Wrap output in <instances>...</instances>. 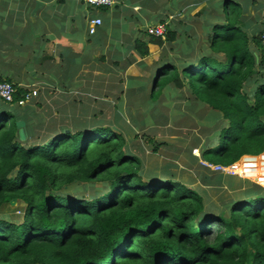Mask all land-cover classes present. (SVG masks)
I'll use <instances>...</instances> for the list:
<instances>
[{
  "label": "trees",
  "instance_id": "16d2710c",
  "mask_svg": "<svg viewBox=\"0 0 264 264\" xmlns=\"http://www.w3.org/2000/svg\"><path fill=\"white\" fill-rule=\"evenodd\" d=\"M197 14L184 22L183 37L168 27L164 40L149 37L170 50L180 44L177 61L162 60L147 80H130L128 107L116 111L130 128L160 123L157 115L170 131L163 125L171 112L156 106L184 98L186 118L211 123L197 147L201 160L227 166L264 152V8L257 0H220ZM139 43L137 53L147 55ZM51 56L39 62L47 72ZM9 68L0 81L13 85L17 101L27 88L17 79L21 69ZM7 70L14 77H5ZM199 105L210 111L207 118L197 115ZM141 106L147 108L139 120ZM95 113L70 132L31 142L20 140L19 115L0 101V208L13 200L23 205L15 220L0 216V264H264L261 187L251 184L242 201L226 200L227 219L210 216L200 194L181 182L143 180L140 158L126 155L125 136ZM150 138L152 153L168 146Z\"/></svg>",
  "mask_w": 264,
  "mask_h": 264
},
{
  "label": "crops",
  "instance_id": "0c3cea01",
  "mask_svg": "<svg viewBox=\"0 0 264 264\" xmlns=\"http://www.w3.org/2000/svg\"><path fill=\"white\" fill-rule=\"evenodd\" d=\"M219 1L113 0L112 6L101 11L88 7L82 0H0V74L3 69H10L9 67L20 68L17 79L27 89L38 88L35 99L53 100L57 96L55 92L66 90L74 91L75 102H95L98 94H101L99 97L107 94L104 101L110 100L114 109H125L128 107L126 89L130 80H147L155 70V63L165 59L177 61L180 54L178 43L173 42V50H170L169 47H161L148 41L149 36L145 32L147 26L165 22L179 38L186 32L183 30L185 23L197 21V12L205 4L207 9ZM258 1L264 8V0ZM250 11L252 14L255 12L252 7ZM260 14L262 15V10ZM94 19L101 20V24L90 34L89 30L93 27L91 20ZM15 27L16 38L11 34ZM123 31L128 34L124 35ZM21 36L28 37L23 40L25 54L22 60L15 62L11 53L16 51L15 47H21ZM137 40H140L139 44L146 45L147 55L140 56L137 53ZM102 55L114 63L112 67L101 68L102 62L98 61V57ZM47 56L52 57L50 65L45 66L50 68L48 72L40 61ZM5 57L7 63L3 66ZM36 59L39 60L37 64ZM25 68L43 69L44 77H33L36 71L29 73ZM109 69L111 73L108 75L98 74ZM11 70H7L4 76L14 77ZM119 80L122 82L119 83ZM104 85L107 93L100 89ZM52 95L54 96L51 97ZM119 101L123 102L117 106ZM92 102L89 107L95 108ZM10 106L15 115H19L20 111L13 105ZM79 113L83 112L80 110ZM208 174L212 180L217 176L215 183H219V190L224 192L237 188L234 186L235 182L246 186V182L239 177L232 178L209 170L204 171L203 180L207 179Z\"/></svg>",
  "mask_w": 264,
  "mask_h": 264
},
{
  "label": "rangeland",
  "instance_id": "374dc122",
  "mask_svg": "<svg viewBox=\"0 0 264 264\" xmlns=\"http://www.w3.org/2000/svg\"><path fill=\"white\" fill-rule=\"evenodd\" d=\"M90 8L100 9L96 7ZM206 20L211 21L212 18L206 17ZM11 34H13V36L16 38V27L11 30ZM123 34L125 35L128 33L123 31ZM27 39V36H21L19 38L21 47H15L16 51L11 53L15 62L17 60H22L24 57L26 48L22 46L23 40ZM104 57L105 55L98 57V61L102 62L101 68L107 69L112 67L114 63ZM157 63H155L156 68H158L162 62L158 61ZM31 71H36L33 77L37 76L39 79L44 77L42 75V71L40 70L32 68ZM109 73H111L110 69L98 74L108 75ZM148 86V88H150V83ZM37 89V87L32 89L30 88V94L32 96L31 98L35 99L38 96ZM100 89H102L103 93L108 92L105 85ZM55 93H57V96L53 100H45L43 98L35 100L29 99V101L25 102L22 106H17L16 104L13 105V107L20 111L19 119L17 121H23V124L18 127L16 131V134L20 137V140L25 139L34 142L33 140L37 139L45 140L46 138L52 136L51 134L60 133L61 131L70 132L74 126L88 121L91 113L95 110V118L99 119L103 124H108L103 126H110L113 129L115 128L125 136L126 151L128 152L126 155L140 158L142 162L140 174L143 180L145 179L149 182H155L158 180L166 181L171 179L182 182L185 187L200 194L204 200L205 206L209 209L210 216L214 217L215 214H222V216L227 219L228 216L227 210H225V201H242L241 199H244L245 196L248 195V190L252 187L251 184L261 187V192H264V152L261 153L259 157L254 158L255 169H253L251 165L244 164L241 169L236 170L234 174L233 172L230 173V177H239L242 179V181L246 182V186L240 183V185H244V187L241 186L239 188L240 185L235 182L234 186L237 188L229 190V192L225 190L224 192L219 190L217 185L219 183H215L217 176L212 180L209 177L210 174H208L207 179L203 180L202 176H205L204 171H207L208 169L207 166H205L201 161V151L197 147L200 142L205 141L206 133L207 131H210L212 127L211 123L203 122L206 120L198 122L191 118H186L185 113H187V111L184 106L187 103L185 102L184 98H182L183 101L181 102L172 101L171 98H167L163 100L164 103L157 104L156 107L158 109L171 112L170 114L168 113L169 118L165 123L166 125H163L164 127H167L168 125L169 128H171L170 131H167L166 128L160 127L162 124L157 115L156 118L160 123H155L152 126L146 124L142 129H133L130 128V125L125 126L122 121L127 122V117L119 115L116 109H114L113 103L110 100L104 101V98L108 96L107 94H104L103 97H99L101 94H98V98L95 100V102H92L91 100L87 102H75L76 100L74 101V91L69 92L64 90L59 93ZM180 94L188 96V93L184 90L180 91ZM53 96L54 95L51 97ZM91 102L95 108L89 107ZM146 108L147 106L136 108L137 111H135L134 114L139 120L142 118L139 113H141ZM80 110L83 113H79ZM97 111L101 112L97 113ZM198 112L199 113L197 115L204 118H207L210 114V111H207L206 107L203 105L198 106ZM22 116L23 118L26 116V118L21 119ZM34 131V138H32L31 134L28 132L33 133ZM149 137H151L150 140L155 143L164 141L168 143V146L165 148L161 147L157 153H152V146L145 143V139ZM192 149L193 152H191ZM195 164L198 166L195 167ZM241 164L242 162L239 163V166ZM254 172L258 175H256ZM99 185V183L93 184L95 187H98ZM84 188L86 189V187ZM81 193L82 192H80V194ZM89 193V191L86 192L87 195ZM22 209V203L13 200L8 204H4L0 208V216L5 219L7 218L9 220H15L17 217H20L19 213L22 212ZM237 233L241 234L239 231H237Z\"/></svg>",
  "mask_w": 264,
  "mask_h": 264
},
{
  "label": "built area",
  "instance_id": "2783aa9c",
  "mask_svg": "<svg viewBox=\"0 0 264 264\" xmlns=\"http://www.w3.org/2000/svg\"><path fill=\"white\" fill-rule=\"evenodd\" d=\"M82 1L88 7L102 8V7H110L113 5V0H82ZM91 24L93 25V27L89 30L90 34L95 32V28L101 24V20L99 19L91 20ZM145 31L149 37L160 38L161 40H164L166 37V33H167V24L165 22H160L154 25H149L147 26ZM260 41H261L262 50L264 52V30L261 33ZM15 92L16 90L11 83H8V82L0 83V100L6 103H12ZM31 97L32 96L30 93H26L25 95H23L21 99H19L16 102V104L22 106L25 102L29 101ZM259 156H251V155L243 156L238 162L227 165V166H222L219 164L210 165L205 162H203V164L207 166L213 172H219V173H223L226 175H230V173L233 172L234 174L236 170L241 169V167L244 164L251 165V167L255 169L254 167L255 159L254 158H257ZM240 162H242V164L239 166ZM255 174L258 175L257 173Z\"/></svg>",
  "mask_w": 264,
  "mask_h": 264
},
{
  "label": "clouds",
  "instance_id": "9594fccd",
  "mask_svg": "<svg viewBox=\"0 0 264 264\" xmlns=\"http://www.w3.org/2000/svg\"><path fill=\"white\" fill-rule=\"evenodd\" d=\"M107 8V7H106ZM146 32V31H145ZM93 34V33H92ZM261 42V41H260ZM2 82H6V81H0V83H2ZM16 90V89H15ZM26 90V93H31V91H30V89H25ZM15 97V96H14ZM14 97H13V101H12V103H6V102H4V101H2V100H0V101H2L4 104H8V105H15L16 104V102L19 100H17V101H15L14 100ZM22 98V97H21ZM20 98V99H21ZM30 99H33V98H30ZM17 106H21V105H18V104H16ZM191 152H193V149L191 150ZM263 153V152H262ZM243 156H247V155H243ZM243 156H241L237 161H235L234 163H236V162H238ZM252 156V155H251ZM259 156V155H258ZM202 161V160H201ZM202 162H205V161H202ZM205 163H207V162H205ZM209 164V163H208ZM233 164V163H232ZM210 165H214V164H210ZM216 165V164H215ZM207 169L209 170V171H211L208 167H207ZM226 175V174H225Z\"/></svg>",
  "mask_w": 264,
  "mask_h": 264
},
{
  "label": "water",
  "instance_id": "95a60500",
  "mask_svg": "<svg viewBox=\"0 0 264 264\" xmlns=\"http://www.w3.org/2000/svg\"><path fill=\"white\" fill-rule=\"evenodd\" d=\"M23 124V121H16L15 122V126L18 128V127H20L21 125Z\"/></svg>",
  "mask_w": 264,
  "mask_h": 264
}]
</instances>
